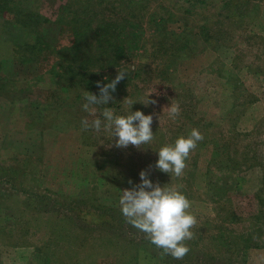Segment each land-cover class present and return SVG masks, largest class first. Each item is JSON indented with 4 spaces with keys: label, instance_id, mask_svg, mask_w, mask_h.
Segmentation results:
<instances>
[{
    "label": "rangeland",
    "instance_id": "rangeland-1",
    "mask_svg": "<svg viewBox=\"0 0 264 264\" xmlns=\"http://www.w3.org/2000/svg\"><path fill=\"white\" fill-rule=\"evenodd\" d=\"M66 1L0 0V264H45L48 257L50 264H199L162 257L143 233L122 228L119 198L140 183L141 170L189 198L198 220L190 242L214 264H264V0H143L149 12L169 18L166 28L188 47L171 80L155 76L149 58L146 82L131 89L133 100L149 92L156 100L131 106L153 116L154 140L140 149L116 147L103 130L81 131L82 119H103L102 111L83 110L82 88L56 91L42 58L25 62L29 50L15 19L39 11L50 19L41 24L42 39L64 44L69 37L53 20ZM204 25L207 40L198 34ZM143 29L144 37L153 31L147 23ZM15 41L24 57L14 53ZM133 51L131 67L142 48ZM130 97H122L116 114H127ZM171 102L181 108L175 120L168 116ZM193 128L203 140L183 175L156 169L158 150ZM216 179L225 184L220 197L207 183ZM249 232L255 239L247 246L233 241Z\"/></svg>",
    "mask_w": 264,
    "mask_h": 264
},
{
    "label": "trees",
    "instance_id": "trees-1",
    "mask_svg": "<svg viewBox=\"0 0 264 264\" xmlns=\"http://www.w3.org/2000/svg\"><path fill=\"white\" fill-rule=\"evenodd\" d=\"M185 1L205 4L211 0ZM148 12V7L143 0H67L57 9L53 21L59 25L60 33L68 35L69 40L64 44L52 45L42 39L41 33V24L50 19L39 11H30L21 15L20 18L25 17L22 19L24 23L21 20V24L17 19L14 22L19 23L15 28L19 30L20 36L25 37L23 43L29 51L25 52L24 57L20 52L22 42L15 41L14 53L24 57L25 62L41 63L40 58L44 63L47 62L48 75L55 84L56 91L57 89L66 91L70 87L82 88L83 94L90 91L99 96L97 81L106 84L116 77L117 69H128L127 76L117 84L116 91L112 93L113 100H110L108 105L95 106L101 111L104 107H111L117 112L122 105V97H130L131 89L138 88V82H146L142 77L151 68L147 63L149 58L153 63L156 62L152 68L155 76L160 79L163 75L165 81H169L175 64L179 62L182 55H185L183 50H187L188 47L187 42L182 43L177 40L179 34L166 28L169 18L158 15L152 10ZM143 23H147L150 29L153 27V31L147 37H144ZM201 29L202 31L198 34L207 40L205 25L201 26ZM168 35L175 36L176 39L168 40ZM135 47L142 48V52L138 55L141 59L139 64L131 67L126 61L130 56L135 55L133 51ZM139 92H142L140 87ZM60 99L63 100V98ZM55 101L58 102V99ZM50 105L52 103L47 104V106ZM53 109L55 110L56 107ZM219 181L216 179L207 182L211 188H214L212 193L217 197L221 195L219 186L225 185L218 183ZM71 200L73 203L76 202L74 199ZM75 208V205L71 206L72 211ZM78 215L79 217L83 215L82 210L78 212ZM93 215L91 219H96ZM124 225H122L123 229L132 227L128 223ZM117 228L116 225L115 229ZM122 234V232H116L114 235L121 238ZM220 238L221 242L230 244L229 236L222 233ZM254 239L249 232L237 235V239L233 241L236 243L238 240L243 241L244 246H247L248 240ZM187 244L191 250L184 258H194V261L199 264H214L208 253L196 250L197 242L188 241ZM50 261L48 257L45 264H50ZM190 261L184 260L183 264H193Z\"/></svg>",
    "mask_w": 264,
    "mask_h": 264
},
{
    "label": "clouds",
    "instance_id": "clouds-1",
    "mask_svg": "<svg viewBox=\"0 0 264 264\" xmlns=\"http://www.w3.org/2000/svg\"><path fill=\"white\" fill-rule=\"evenodd\" d=\"M128 74V69H117V75L106 84L97 81L99 96L86 91L83 110L95 115L91 106L108 105L113 100L112 93L117 84ZM152 92L146 93L145 99L133 100L128 98L130 110L127 114H116L111 107H104L101 118L89 121L81 120V131L90 129L97 133L102 130L115 138V146L127 148L129 145L140 149L150 145L154 140L152 130L153 116L145 115L141 110L131 111V106L137 101L145 106L155 104L156 100L149 99ZM181 112L178 102L168 105V116L175 120ZM203 140V134L196 128L191 129L187 136H180L174 144H166L158 150V160L155 168L171 176L181 177L187 167L186 161L190 153ZM140 183L131 188H125L119 198L120 211L133 228L145 235L156 248L160 249L162 257L171 256L175 260H183L190 252L187 242L194 238L193 229L197 226V216L190 210L192 202L178 187L153 183L148 172L141 170ZM129 183H132L129 180Z\"/></svg>",
    "mask_w": 264,
    "mask_h": 264
}]
</instances>
